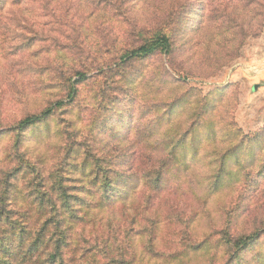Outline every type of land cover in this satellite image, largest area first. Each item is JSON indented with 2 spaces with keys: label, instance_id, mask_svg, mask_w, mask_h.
<instances>
[{
  "label": "rangeland",
  "instance_id": "obj_1",
  "mask_svg": "<svg viewBox=\"0 0 264 264\" xmlns=\"http://www.w3.org/2000/svg\"><path fill=\"white\" fill-rule=\"evenodd\" d=\"M174 1L0 0L1 264H264V0Z\"/></svg>",
  "mask_w": 264,
  "mask_h": 264
},
{
  "label": "trees",
  "instance_id": "obj_2",
  "mask_svg": "<svg viewBox=\"0 0 264 264\" xmlns=\"http://www.w3.org/2000/svg\"><path fill=\"white\" fill-rule=\"evenodd\" d=\"M74 1V0H73ZM90 1V0H89ZM98 3L96 2L95 5H101L102 3H100V0H97ZM182 1L183 0H175L173 4H177V7L175 8V10L172 13H175L176 10L178 9H182V10H186L189 6V4L191 3L192 0H186L184 5H182ZM225 2V0H219L218 3H223ZM176 6V5H175ZM5 7L0 5V11H4ZM205 10V7H204ZM21 11H19L20 13ZM11 16L12 13H10L9 11H6L4 13V16L8 15ZM2 16V18L4 17ZM143 19H145L144 17H142ZM206 20V17L204 18ZM183 20V19H181ZM181 20L178 21V23L176 22V25L172 28L167 27L166 25H162L163 22H155L153 24L148 25L147 23H145V25H138L140 26V28L138 29L139 35L143 36L142 39V43L135 49H132L131 51H128L125 55L124 58L125 59H129L133 60V59H141V58H145V57H149V56H153L156 54H167V55H172V53H174V42L176 39L177 34L180 31V27H181ZM205 20L203 22V27L207 26V23H205ZM138 23V22H137ZM27 24H29V20L26 19L25 17H21L18 16L17 17V25L18 27H25ZM147 27H144L146 26ZM239 28V26L237 27ZM52 109H49L45 114H51ZM40 119V117L38 116H31V117H27L26 119L22 120L18 125L19 128L23 129L25 127H30L34 124H36V120ZM4 202V201H3ZM8 216L7 219L4 221V216ZM45 216V215H44ZM33 218V217H31ZM31 218L28 217V215H17V216H12L11 213L7 212L6 210H4L3 212L0 211V229L2 228H6L7 229V225H10L9 229H12V234H16V231L19 232L18 236H20V244L21 242H25V241H29V240H33V243H37L39 242V240H43V242H45V245H51L56 237L59 234L60 229L57 231L56 229L54 231H50V226L53 224V222H50L48 225V220L44 221L45 223L42 225V228L40 229L39 232H37V234H32L31 230L33 227H37V224H35L34 222L32 223L31 226L28 227V223L27 220ZM13 219H18V222H15ZM42 219V218H41ZM39 219V217L37 218V220H41ZM41 222V221H40ZM58 225H61V222H58ZM61 228V227H60ZM258 234H255L254 237L250 236H244L241 237L240 241L239 239L237 240V242L235 243V248L236 251H242L246 248L248 243H251V241L255 238L258 237ZM59 240V239H58ZM4 242V239H1V234H0V244ZM228 242L230 243V240H228ZM55 245H58V241H55ZM55 247V253L54 254H50L49 255V261L44 260L43 255L41 254V256L37 259L38 263L40 264H57L56 260L59 256V248L57 246ZM3 255H9L8 254V250H5L2 252ZM2 261L1 257H0V262ZM1 264V263H0Z\"/></svg>",
  "mask_w": 264,
  "mask_h": 264
},
{
  "label": "water",
  "instance_id": "obj_3",
  "mask_svg": "<svg viewBox=\"0 0 264 264\" xmlns=\"http://www.w3.org/2000/svg\"><path fill=\"white\" fill-rule=\"evenodd\" d=\"M255 89H257V87H255Z\"/></svg>",
  "mask_w": 264,
  "mask_h": 264
}]
</instances>
